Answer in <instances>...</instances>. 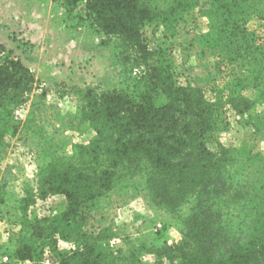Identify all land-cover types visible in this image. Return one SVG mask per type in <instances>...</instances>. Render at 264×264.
<instances>
[{"label": "trees", "instance_id": "trees-1", "mask_svg": "<svg viewBox=\"0 0 264 264\" xmlns=\"http://www.w3.org/2000/svg\"><path fill=\"white\" fill-rule=\"evenodd\" d=\"M66 1L120 39V53L130 51L123 59L137 75L127 88H85L77 111L90 129L89 141L38 165L36 186L28 183L17 200L12 249L0 252L20 261H38L51 250L59 264H137L142 259L133 252L110 248L119 237L113 225L89 230L83 218L115 187L140 178L151 205L178 219L182 234L179 242L159 238L146 248L154 256L149 264H264V157L253 148L207 144L223 122L222 107L245 115L260 104L252 122L256 140L264 129V43L249 20L261 14L264 0ZM192 11L209 19V43L226 55L238 82L252 84L254 97L231 88L211 100L156 59L144 24L170 28ZM47 94L22 59L0 53V160L20 131L14 110L31 95ZM6 185H0V210ZM55 195L65 197L60 210L42 216L31 211L38 202L52 210ZM60 240L76 247L60 252Z\"/></svg>", "mask_w": 264, "mask_h": 264}, {"label": "rangeland", "instance_id": "rangeland-1", "mask_svg": "<svg viewBox=\"0 0 264 264\" xmlns=\"http://www.w3.org/2000/svg\"><path fill=\"white\" fill-rule=\"evenodd\" d=\"M259 12L260 15L249 16V20L258 43H264V8ZM142 30L150 48L157 51L156 59L167 64L180 83L201 86L211 100H217L231 88L255 96L252 84L238 82L226 55L209 43L206 16L192 11L170 28L155 21L144 24ZM124 47L119 38L91 25L81 7L70 8L66 0H0V53L22 59L48 92L44 98L31 95L14 110L20 131L0 160V185L7 182V201L0 210V250L9 253L12 249L17 228L11 220L17 200L25 195L28 183L35 185L38 165L57 153L71 152L75 144L89 141L90 129L87 123L79 121L77 111L85 88H127L134 83L137 71L123 59L130 52L121 54ZM222 108L223 122L208 139V146L248 147L264 157V129L258 132L260 137L256 140L252 124L263 107L257 104L245 115ZM141 182L137 178L115 187L84 214L83 225L89 230L113 225L119 237L112 240L110 248L133 252L142 259L137 264H149L154 256L145 252L146 248L159 238L179 242L182 234L180 221L152 206ZM64 205L65 197L55 195L51 199L52 210L47 211L38 202L31 211L34 209L42 216ZM187 210L185 205L184 211ZM75 247L72 242L60 240L58 251L69 253Z\"/></svg>", "mask_w": 264, "mask_h": 264}, {"label": "built area", "instance_id": "built-area-1", "mask_svg": "<svg viewBox=\"0 0 264 264\" xmlns=\"http://www.w3.org/2000/svg\"><path fill=\"white\" fill-rule=\"evenodd\" d=\"M158 227L162 226V223L157 224ZM0 257L3 264H59L58 259L54 256L51 250H46L43 257L38 261H20L12 260L7 253L0 252Z\"/></svg>", "mask_w": 264, "mask_h": 264}]
</instances>
